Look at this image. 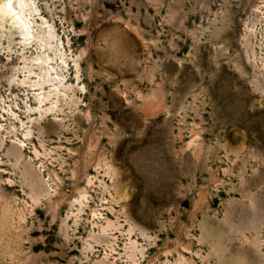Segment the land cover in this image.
I'll return each instance as SVG.
<instances>
[{
    "label": "rangeland",
    "instance_id": "rangeland-1",
    "mask_svg": "<svg viewBox=\"0 0 264 264\" xmlns=\"http://www.w3.org/2000/svg\"><path fill=\"white\" fill-rule=\"evenodd\" d=\"M0 264H264V0H0Z\"/></svg>",
    "mask_w": 264,
    "mask_h": 264
}]
</instances>
